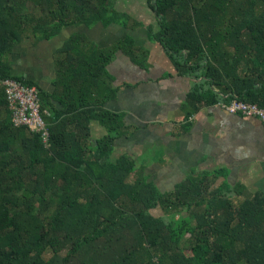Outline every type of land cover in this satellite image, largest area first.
<instances>
[{"label":"trees","instance_id":"obj_1","mask_svg":"<svg viewBox=\"0 0 264 264\" xmlns=\"http://www.w3.org/2000/svg\"><path fill=\"white\" fill-rule=\"evenodd\" d=\"M148 4L158 28L149 40L193 81L190 115L234 98L264 107V0ZM122 19L111 0H0L1 75L15 77L7 56L25 38L128 25ZM88 46L75 34L59 50L54 96L64 107L48 121L49 148L14 125L0 80V264H264V192L245 195L225 169L193 172L161 192L131 156L113 160L129 131L125 115L107 108L119 93L109 65L120 51L145 63L147 52L132 37L111 51ZM41 95L48 120L52 102ZM93 119L106 130L97 140ZM157 206L163 217L151 214Z\"/></svg>","mask_w":264,"mask_h":264},{"label":"crops","instance_id":"obj_2","mask_svg":"<svg viewBox=\"0 0 264 264\" xmlns=\"http://www.w3.org/2000/svg\"><path fill=\"white\" fill-rule=\"evenodd\" d=\"M111 4L128 25L73 26L52 39L25 38L7 56L15 77L49 93L48 121L53 123L64 107L54 95L60 89L58 58L65 43L83 34L90 40L88 47L111 51L132 37L140 52H147V62L136 63L120 51L109 65L119 93L107 108L125 115L129 131L117 140L113 160L131 156L161 192L172 190L193 172L220 169L229 171L230 182L245 195L264 192V122L230 114L218 105L190 115L186 102L193 81L179 75L160 44L149 40V30L158 28L148 0H111ZM91 127L93 140L105 136L98 121L93 119Z\"/></svg>","mask_w":264,"mask_h":264},{"label":"built area","instance_id":"obj_3","mask_svg":"<svg viewBox=\"0 0 264 264\" xmlns=\"http://www.w3.org/2000/svg\"><path fill=\"white\" fill-rule=\"evenodd\" d=\"M0 80L6 88L14 125L27 127L32 132L41 134L46 146L51 147L52 132L44 114L40 87L27 84L16 77L3 78L1 72ZM218 106L230 114L264 121V107L257 103L234 98L230 103H219Z\"/></svg>","mask_w":264,"mask_h":264},{"label":"rangeland","instance_id":"obj_4","mask_svg":"<svg viewBox=\"0 0 264 264\" xmlns=\"http://www.w3.org/2000/svg\"><path fill=\"white\" fill-rule=\"evenodd\" d=\"M220 181L221 180H219L217 183H216V185H218L219 183H220ZM216 187V186H215ZM240 190H243V189H240ZM244 191V190H243ZM150 212H151V214L153 215V216H155V217H163L164 216V213H163V211H162V209L160 208V206H157V207H155V208H152L151 210H150ZM183 215H185V214H182L181 216H183ZM180 215L179 214H173L172 216H171V218H173V219H175V218H178Z\"/></svg>","mask_w":264,"mask_h":264}]
</instances>
